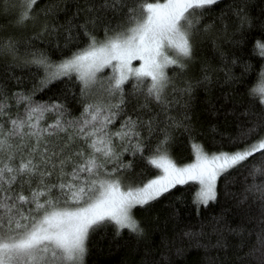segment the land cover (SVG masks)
Instances as JSON below:
<instances>
[{"label": "snow or ice", "instance_id": "snow-or-ice-1", "mask_svg": "<svg viewBox=\"0 0 264 264\" xmlns=\"http://www.w3.org/2000/svg\"><path fill=\"white\" fill-rule=\"evenodd\" d=\"M218 2L102 0L89 5L92 15L79 25L88 38L85 47L59 63L43 54L26 61L44 69L40 88L75 75L85 93L96 97L77 119H66L63 105L35 103L31 94L13 93L9 103L0 90V264H84L89 235L96 228L111 223L117 233L127 229L142 235L133 216L135 207L189 182L199 185L194 203L206 206L217 198L221 175L255 153H264V137L211 154L193 143L194 162L179 166L163 148L167 129L183 127L189 120L193 91L191 81L178 83L169 69L183 73L187 68L193 57L192 30L204 10ZM36 3L20 0L18 23L33 19ZM109 13L122 19L114 23ZM96 27L103 30L102 39L95 35ZM15 47L9 40L0 51L6 48L15 55ZM257 48L264 57V44L257 43ZM105 69L110 75H102ZM129 83L131 91L126 92ZM252 93L264 105V80ZM140 97L144 103L137 106V114H127L130 100ZM13 105H23V112L11 116ZM174 109H183V116L170 115ZM122 115L120 127L113 129ZM158 128L165 137L148 162L161 174L135 185L124 183L118 173L132 164L122 156H142L148 147L142 132L151 137ZM255 131L253 127L242 135ZM257 191L264 199V187Z\"/></svg>", "mask_w": 264, "mask_h": 264}, {"label": "trees", "instance_id": "trees-1", "mask_svg": "<svg viewBox=\"0 0 264 264\" xmlns=\"http://www.w3.org/2000/svg\"><path fill=\"white\" fill-rule=\"evenodd\" d=\"M100 2L37 0L33 19L18 23L20 0H0V46L9 40L16 46L15 55L6 48L0 51V90L7 94L9 103L13 93L31 94L35 103L63 105L66 119L82 116L86 103L96 97L85 93L75 75L40 88L46 76L44 69L26 61L33 59V54H43L59 63L85 47L88 38L79 25L92 15L88 6ZM108 18L116 23L122 16L114 19L109 13ZM94 33L100 39L104 36L100 27ZM192 33L193 57L187 68L183 73L169 69L170 75L176 73L178 83L187 80L193 84L189 120L183 127L168 128L163 144L178 165L194 161L193 143L215 153L233 151L264 137V105L252 93L264 74V57L257 48V43L264 44V0H219L204 10ZM102 75H110V70L105 69ZM125 89L131 91L130 83ZM142 103L143 97L132 99L125 111L136 115ZM150 107L159 112L156 105ZM17 111L22 113L23 105H13L9 114L15 116ZM183 114V109L170 113ZM123 118L112 128H119ZM253 127L256 131L243 137L242 133ZM142 135L148 145L143 155L122 156L124 162L132 164L118 173L124 183L139 184L161 173L148 161L165 132L158 128L151 137L146 132ZM260 187H264V153L257 152L220 176L217 198L206 206L194 203L199 185L189 182L133 209L142 235L127 229L117 233L111 223L96 228L89 235L84 264H264V199L257 191Z\"/></svg>", "mask_w": 264, "mask_h": 264}, {"label": "rangeland", "instance_id": "rangeland-1", "mask_svg": "<svg viewBox=\"0 0 264 264\" xmlns=\"http://www.w3.org/2000/svg\"><path fill=\"white\" fill-rule=\"evenodd\" d=\"M133 63H134V66H138L140 62H139V61H134ZM262 80H264V74H263V76H262V79L260 80V83H261ZM260 83H259V84H260ZM257 87H258V86H257ZM209 154H211V153H209ZM193 162H194V161H193ZM191 163H192V162H191ZM177 165H178V164H177ZM179 166H183V165H179ZM160 174H161V173H160ZM219 178H220V177H219ZM219 178H218V179H219ZM217 181H218V180H217ZM132 211H133V210H132Z\"/></svg>", "mask_w": 264, "mask_h": 264}]
</instances>
